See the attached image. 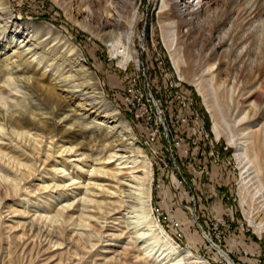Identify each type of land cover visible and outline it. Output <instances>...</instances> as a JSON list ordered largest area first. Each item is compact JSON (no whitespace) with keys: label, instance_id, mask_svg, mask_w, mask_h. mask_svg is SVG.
Here are the masks:
<instances>
[{"label":"rangeland","instance_id":"1","mask_svg":"<svg viewBox=\"0 0 264 264\" xmlns=\"http://www.w3.org/2000/svg\"><path fill=\"white\" fill-rule=\"evenodd\" d=\"M6 1L16 17L31 23L33 28H39V32L40 29L43 30L47 27L54 31V36L67 37L79 47L80 53L85 58V66L89 67V71H93L95 77L99 78L107 100L120 111L124 119L130 124L137 145L141 146L151 163L153 177L152 216L166 234L181 248L190 250L193 255L201 257L209 264H229L219 255L214 244L227 252L234 264H264V233L259 235L248 223L243 211L246 206L241 205L244 200H246V204H248L247 202L255 204L257 201H254V195H256V200L260 198L259 192H257L258 188L255 183H252V186H241V169L235 155L237 152L236 147L229 144L226 134L221 135L219 139L216 138L212 131L213 121L211 114L204 103L203 95L199 93L198 89L190 81L192 77L201 74L205 69L206 64L209 62L208 52L213 43L216 42L217 35H221L223 30L210 34L207 29H204L202 35L198 36V38L192 36L193 38L188 39L187 44L190 48L186 56L183 72L179 75L173 66L171 56L161 36L164 27L162 24L166 22L164 21L165 18L162 21L159 19L162 0H136L135 25L133 26L130 40L133 53L126 66L119 63V57L113 58L110 55L108 40L103 36V32L98 30L99 25L96 18L93 16L90 18L85 17L77 11V7L90 5L96 0H76L73 8L68 11L56 0ZM241 4L244 5L245 1L241 0ZM195 26L196 24H194ZM237 29L236 37L238 38L242 34L249 32L251 26H239ZM142 33H144V38ZM41 34H38L37 37ZM248 41L244 62L235 61L234 56L229 53L222 55L223 65L220 70L223 73L219 77L222 79L225 77L224 71L228 65L230 72H233L232 74L235 73L238 77V83L235 84L233 89L240 87L239 92L250 88L253 83V70L259 67L261 63H264V60L262 61L261 59L260 51L262 50H258L259 47H257L252 35H250ZM142 47L145 49H142L144 50L143 53H141ZM9 48L7 47L0 51V59L12 53ZM14 59L13 57L12 60ZM142 61L146 67L150 82H157L164 91V94H156V104L160 107L163 128H170L171 137L179 138L178 124L177 122H172V115H176V111H178L179 84L184 80L189 93L193 94V96H190L191 106H198V114H201L200 120L199 118H191L193 130L202 131L198 132V142L203 143V149L205 150H213L214 142H218L216 143L217 147L225 144V149L229 150V153H224L221 156L228 158L226 159L228 169L224 171L223 178L218 179V183L214 184L215 188H212V183L209 182L208 177L203 175L201 178L193 169L184 166L182 149H180L184 148V141L172 140L169 142V149L173 151V161L176 166H180V175L185 176L186 181L191 186L190 195L195 199V208L194 206L187 207L188 198L184 192L187 191L186 189L174 188L169 182H166L165 188L160 186L162 184V176L158 175L160 166H157L155 154L150 151L146 137L140 133L137 125L133 122V120H139V112L135 110L126 111V107L120 99V96L125 97L127 95L130 86L133 84L134 88H139L141 101H144L143 115L151 114L152 104L151 99H149V88L146 85L144 71H140ZM210 62H213V60ZM1 64L0 62V87L6 85L15 94V96L1 94L3 97L0 100V106L4 115L9 114L15 107L24 109L34 104L38 109L37 112L43 113V116L46 115L56 121H62L67 117V119L72 118V121L79 123L82 132L79 140L86 141L88 138H97V135L102 136L106 125L107 130H112L111 126L114 122L103 124L101 118L94 119V115L90 116L81 110L77 111L76 115H73L70 110H65L59 117H54V102H50L44 107L42 100L32 97L28 90L23 87L22 81L15 78V75H20V73H16V69H13V72L9 71L11 70L10 65L3 66ZM27 75H21V79ZM261 75L264 77V71L261 72ZM217 81H219L217 78L213 80L214 86L218 85ZM158 84L156 85L158 86ZM230 85L231 83L226 81L224 87L227 90H224L222 86H219L217 90L218 97L220 100L222 99L224 107L229 98L228 89ZM166 100H168V103ZM109 119L107 118L106 120ZM148 126H156V119H148ZM89 131L92 132L89 133ZM1 142L6 143L8 141L0 139ZM12 143L15 142L13 141ZM70 144L72 143L65 142V145L69 146ZM92 144L93 142L83 145L82 150L85 152L86 158L98 157L104 160L108 153L107 147L102 142L97 145ZM18 145L16 143V146ZM115 148L122 149L123 147L118 144ZM5 154L6 159L11 157V155H16L13 152H9L8 149L5 150ZM20 162L32 163L30 159L28 161L21 159ZM207 164L215 165V154H207ZM0 165H2V161ZM38 165L39 163H37V167ZM41 168H43L42 165L39 166V170ZM56 168L60 167H47L51 172L55 171V174L57 173L54 179H52L51 173L42 172L43 179H45L44 184H49V188L58 184V188H61L63 184L68 183L67 180L62 182L58 179L69 177L65 173L67 170L71 171V169L58 172L59 170H56ZM5 177L7 178L5 181L6 186H9L11 191L15 188L19 190L20 185L23 183L20 171H16L13 174V172L10 173V171L3 170L0 167V182H4L3 178ZM19 180L20 183H17ZM171 180L174 185H179L175 176H172ZM40 183L38 180H33L25 184L28 188H26L24 193L22 190L16 197L13 196L12 200L7 201L5 204H3V200L1 201L0 264H120L121 257L125 255V252L131 250L133 252L141 251L147 258L154 260L155 256L162 250L161 242H155V233L147 230L144 222H142L143 220L136 221L130 226L128 225V228L126 227L127 221H134L133 218H130L133 214H128L127 210L130 209H128V205L135 202V198L130 197L128 191H121L119 187H116L111 188L110 190H113V192L109 193L104 186L102 188L99 187L98 190H93L94 193H97L96 196L86 195L87 197H83L82 193L85 189H81V194L79 193V188L73 189L74 191L72 192L70 189L76 187V185H72L65 186L62 189L64 192H61L60 195L55 192L48 195L36 189ZM112 184L116 186L117 183L112 181ZM55 189L53 188V191ZM182 194H184L183 197H179ZM106 195H112L113 197H106ZM5 196V189L0 186V199H4ZM164 196L168 197V199H164ZM83 198L85 200L82 205ZM169 198H172V200ZM89 199H94L97 202H88L87 200ZM78 201L81 204L75 207L79 210L74 212L73 217L69 220L64 218V216L62 217L61 213L66 212L68 206L71 208ZM250 203V206L253 205ZM181 208L186 211L179 216ZM193 208L196 209L197 214L200 216L198 221L203 228L194 223ZM14 209L29 212L20 218L18 211L12 212ZM81 209L83 210V215L89 217L83 221L78 218ZM115 211L117 213L109 217L110 213ZM258 213L260 215L257 214V222L264 218V211H259ZM178 217L184 228H174V223L177 222ZM30 226L31 228H29ZM63 227L67 229L69 234L65 238H70L72 235V238H70L72 241L68 239L70 244L67 246L65 244H54L55 240L60 242L64 239V235L61 232L64 229ZM28 229L30 230L28 231ZM138 232L144 233V236L135 239L134 236L139 235ZM47 233L52 237L49 235L46 237ZM23 235H25L24 238H22ZM204 235H208L209 240L204 238ZM27 237L29 238L26 239ZM45 251L47 252L44 254L43 252ZM147 251H150L151 254L156 252V254L152 256L146 253ZM150 260L147 263H150ZM162 262H166L165 264L174 263L171 258L168 259L166 257Z\"/></svg>","mask_w":264,"mask_h":264},{"label":"bare ground","instance_id":"2","mask_svg":"<svg viewBox=\"0 0 264 264\" xmlns=\"http://www.w3.org/2000/svg\"><path fill=\"white\" fill-rule=\"evenodd\" d=\"M56 1L66 11L73 8V4L76 2V0ZM244 1L243 5L241 0H162L159 19L160 21L163 18L166 19H164L165 24H162L164 27L161 36L179 75L183 72L186 64V56L190 48L187 44L188 39L198 38L204 29H207L210 34L223 30L221 35H217L216 42L208 52L209 62L205 69L201 74L192 77L190 81L203 95L204 103L211 114L212 131L216 138L219 139L221 135L226 134L229 144L236 147L235 155L241 169V186H252V183H255L258 188L257 192H259L260 198L256 200V195H254V201L257 202L255 204L251 202L253 205L250 206V202L246 204V200H244L241 205L246 206L243 211L248 223L261 235L264 233V218L257 222V214L260 215L258 212L264 211V77L261 75V72L264 71V63L253 70L252 76L254 77L250 88L241 92H239L240 87L233 89L238 83V77L235 73L230 72L228 65L224 71L225 77L223 79L219 77L223 73L220 70L223 65L222 55L229 53L234 56L235 61L244 62L250 35L255 39L257 47H259L258 50H262L260 51L261 59L264 60V0ZM135 3L136 0H96L90 5L77 7L79 14L96 18L99 25L98 30L102 31L103 36L108 40L110 55L113 58L119 57V63L125 66L133 53L130 40L136 18ZM217 4L218 6H216ZM194 24H196L195 27ZM244 25L251 26V29L237 38V28ZM185 26L186 28H184ZM38 30L39 28H33L31 23L16 17L6 0H0V51L7 47H10L9 49L12 51L11 54L0 59L1 65H10L11 70L9 71L11 72L16 69V73H20V75H15V78L22 81L23 87L32 97L42 100L44 107L46 104L54 102V117H59L65 110L72 111L73 115L81 110L90 116L94 115V119L101 118L103 124L113 122L114 124L110 125L112 130H107L106 125L102 136L97 135V138H88L85 141L79 140L82 135L81 127L79 123L72 121V118L67 119L66 117L62 121H56L37 112L38 109L34 104L24 109L11 108L10 113L4 115L0 106V139L8 141L0 143V162L2 161L0 167L10 173L13 172V174L20 171L23 179L19 190L13 189V187V191H11V188L6 186L7 178H3L4 182H0V186L5 189L6 196L4 199H0V204L2 200L3 204L12 200V197H16L22 190L24 193L28 188L25 184L33 180L40 181L41 183L37 185L36 189L48 195L53 192L60 195L61 192H64L62 189L65 186L72 185H76L70 189L72 192L73 189L79 188L81 194V189H85L82 193L83 197H87L86 195L96 196L97 193H94L93 190H98L99 187L105 186V190L109 193L113 192L110 190L111 188L119 187L121 191H128V195L135 198V202L130 203L128 205V209H130L127 210L128 214H133L130 218H133L134 221H127L126 227L128 228V225L130 226L136 221L143 220L147 230L155 233V242L160 241L162 247L156 256V252L152 254L150 251L146 252L155 256L154 260L147 258L141 251L125 252V255L121 257L120 264H165L166 262H162L165 257L171 258L173 264H209L201 257L193 255L190 250L181 248L154 220L151 203L153 179L151 163L141 146L137 145L130 124L120 111L107 100L99 78L95 77L94 72L89 71V67L85 66V58L80 53L79 47L67 37L54 36V31L47 27L43 30L40 29V32ZM40 33L42 34L37 37ZM13 57L14 60H12ZM211 60L213 62H210ZM24 74L28 75L21 79V75ZM216 78L219 81H217L218 85L214 86L213 80ZM226 81H229L231 85L228 89L229 98L224 107L222 99L220 100L218 97L217 90L219 86L227 90L224 87ZM7 82L9 83L8 80ZM1 94L15 96L6 85L0 87V100L3 97ZM102 113L104 114L102 115ZM105 118L110 119L106 120ZM113 130L114 132H112ZM91 132L89 131V133ZM13 141L15 143H12ZM65 142L73 145H65ZM92 142V145L102 142L107 147L108 153L104 160L98 157L86 158V154L82 150L83 145ZM16 143L19 145L16 146ZM118 144L123 148H115ZM7 149L16 155H11L6 159L5 150ZM27 158L32 163L20 162L21 159L28 161ZM37 163H39L38 167ZM40 165L43 168L39 170ZM48 166H53V168L59 166L60 168H56L59 170L58 172H64L70 168L71 171L67 170L65 173L69 177L58 179L62 182L67 180L68 183L63 184L61 188H58L59 184L52 185L50 188L49 184L45 185L42 172L51 173L52 179L57 174L55 171L52 173L47 169ZM13 168L14 170H12ZM112 181L117 183L116 186L112 184ZM17 183H20V180ZM53 188H56L55 191ZM106 197L113 196L106 195ZM84 200L85 198H83L82 205ZM87 201L97 202L94 199ZM80 204L78 201L73 207L68 206L66 212L62 210L63 213H61L60 211L62 217L71 219L74 212L79 210L75 207ZM14 211H18L20 218L29 212L15 209L12 212ZM115 213L117 211L110 213L109 217ZM78 218L83 221L89 217L83 215L81 209ZM61 232L64 239L60 242L55 240L54 244L69 245L68 239L71 240L72 235L70 238H65L66 235H69L65 228ZM25 234L28 235L26 232ZM138 234L134 236L135 239L144 236V233L138 232ZM48 235L52 237L48 233L46 237ZM207 236L204 235V238H208ZM214 247L227 263L234 264L227 252L218 245L214 244ZM148 260L150 263H147Z\"/></svg>","mask_w":264,"mask_h":264},{"label":"built area","instance_id":"3","mask_svg":"<svg viewBox=\"0 0 264 264\" xmlns=\"http://www.w3.org/2000/svg\"><path fill=\"white\" fill-rule=\"evenodd\" d=\"M142 34L144 38V33ZM142 49L144 48H141V53H143L145 50ZM140 71H144L146 85L149 88V99H151L152 104L151 114L143 115L144 101H141V93L139 92V88H134L133 84L130 86V90L128 91L127 95L125 97L120 96V99L123 105L126 107V111L135 110L136 112H139V120H133V122L137 125L140 133L146 137V142L149 144L150 151L154 152L155 154L157 166H160V173H158V175L162 176V184L160 186L165 188L166 182H169V184H172L174 188L177 187L184 190L186 189L187 191L184 192L188 198L187 207L194 206L195 208V199L190 195L191 186L186 181L185 176L180 175V166H176L173 161V151L169 149V142L172 140L184 141V148H180L182 149L184 166L193 169V171H195L196 174H199L201 178L203 175L208 177L209 182L212 183V188H215L214 184L218 179L223 178L225 173L224 171L228 169V166H226V159L228 158L221 156L224 153H229V150L225 149V144L223 146L221 145L220 147H217L216 143L218 142H214L213 150H205L203 149V143L198 142V132L202 131L193 130L191 126V118H199L200 120L201 114H198V106H191L190 96H193V94L189 93V89H187L188 87L184 80H182L181 84H179L178 111H176V115H172V122H177L178 124L179 138H172L170 135V128H163V124L161 123L160 107H158L156 104V94H164V91L161 89V85H159L157 82H150L143 61ZM156 84H158V86ZM166 101L168 103V100ZM148 119H156V126H148ZM207 154H215V165L207 164ZM172 176L177 178L179 185H174L172 183ZM183 195L184 194L179 197H183ZM163 198L168 199L166 196ZM169 199L172 200V198ZM194 208V223L200 225V228H203L201 223L198 221L200 216L197 214L196 209ZM185 211L186 210L181 208L179 211L180 214L178 215L181 216ZM174 228H184L182 227L179 217L177 222L174 223Z\"/></svg>","mask_w":264,"mask_h":264}]
</instances>
